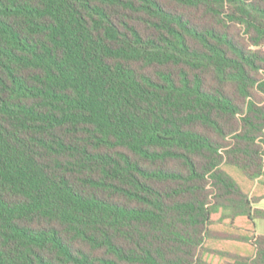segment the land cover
Wrapping results in <instances>:
<instances>
[{
    "label": "trees",
    "instance_id": "trees-1",
    "mask_svg": "<svg viewBox=\"0 0 264 264\" xmlns=\"http://www.w3.org/2000/svg\"><path fill=\"white\" fill-rule=\"evenodd\" d=\"M264 0H0V264H264Z\"/></svg>",
    "mask_w": 264,
    "mask_h": 264
},
{
    "label": "crops",
    "instance_id": "crops-1",
    "mask_svg": "<svg viewBox=\"0 0 264 264\" xmlns=\"http://www.w3.org/2000/svg\"><path fill=\"white\" fill-rule=\"evenodd\" d=\"M255 185L256 186L254 188L256 189V193L257 194L263 193V195L256 202H254L252 206L255 209L264 211V179L262 181L256 180ZM255 229L257 234L264 235V217L256 219Z\"/></svg>",
    "mask_w": 264,
    "mask_h": 264
}]
</instances>
